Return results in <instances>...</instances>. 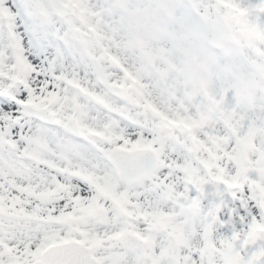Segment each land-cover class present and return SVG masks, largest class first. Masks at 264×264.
<instances>
[{"label": "snow or ice", "instance_id": "6c2138e0", "mask_svg": "<svg viewBox=\"0 0 264 264\" xmlns=\"http://www.w3.org/2000/svg\"><path fill=\"white\" fill-rule=\"evenodd\" d=\"M0 264H264V0H0Z\"/></svg>", "mask_w": 264, "mask_h": 264}]
</instances>
